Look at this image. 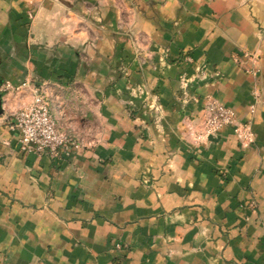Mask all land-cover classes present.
<instances>
[{
    "label": "crops",
    "instance_id": "0c3cea01",
    "mask_svg": "<svg viewBox=\"0 0 264 264\" xmlns=\"http://www.w3.org/2000/svg\"><path fill=\"white\" fill-rule=\"evenodd\" d=\"M24 80L64 158L7 126ZM0 99V264H264V0H0ZM210 101L250 146L194 141Z\"/></svg>",
    "mask_w": 264,
    "mask_h": 264
},
{
    "label": "built area",
    "instance_id": "2783aa9c",
    "mask_svg": "<svg viewBox=\"0 0 264 264\" xmlns=\"http://www.w3.org/2000/svg\"><path fill=\"white\" fill-rule=\"evenodd\" d=\"M27 85L30 92L29 102L11 112L7 126L19 132L20 149L33 152L36 155L45 154L51 158H64L77 147L74 138L65 132L58 131L56 123L48 110L45 93L39 87L29 84L27 80L21 82ZM9 86V84H5ZM257 93L253 91L249 110L252 111L257 103ZM224 128H230L237 145L245 149L253 142L251 123L239 120L235 113L220 103L210 101L204 106V115L200 128L194 135V141L205 142L207 136H216Z\"/></svg>",
    "mask_w": 264,
    "mask_h": 264
},
{
    "label": "water",
    "instance_id": "95a60500",
    "mask_svg": "<svg viewBox=\"0 0 264 264\" xmlns=\"http://www.w3.org/2000/svg\"><path fill=\"white\" fill-rule=\"evenodd\" d=\"M2 113V109H1V99H0V114ZM218 138L217 136H212V135H209L207 136V140L209 141H216Z\"/></svg>",
    "mask_w": 264,
    "mask_h": 264
}]
</instances>
